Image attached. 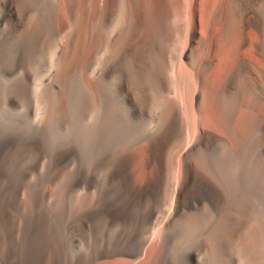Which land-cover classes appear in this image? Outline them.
I'll use <instances>...</instances> for the list:
<instances>
[{"label":"bare ground","instance_id":"1","mask_svg":"<svg viewBox=\"0 0 264 264\" xmlns=\"http://www.w3.org/2000/svg\"><path fill=\"white\" fill-rule=\"evenodd\" d=\"M0 231L9 264H264V0H0Z\"/></svg>","mask_w":264,"mask_h":264},{"label":"rangeland","instance_id":"2","mask_svg":"<svg viewBox=\"0 0 264 264\" xmlns=\"http://www.w3.org/2000/svg\"><path fill=\"white\" fill-rule=\"evenodd\" d=\"M39 102V101H38ZM38 102L36 103L37 105H35V103H34V108H33V112L31 113V115L28 117V119L26 120V124H25V126L27 127L26 129L28 130H33L34 128H36L37 126H39V124H41V119H42V117L40 116V113H41V111H42V104L39 102V104H38ZM41 104V105H40ZM38 105H39V109H41V110H39L38 109ZM28 105H26V106H24V107H22L21 108V111L22 112H27V111H29L28 109H29V106L27 107ZM37 106V107H36ZM37 108V109H36ZM24 109V110H23ZM35 109H36V111H35ZM27 110V111H26ZM39 110V111H38ZM40 112V113H39ZM34 116V117H33ZM37 116V117H36ZM37 118V120H38V118H39V120H38V122H37V120H36V118ZM31 119V120H30ZM36 120V122H34ZM29 121V122H28ZM36 123H38V124H36ZM31 124V125H30ZM35 125V126H34ZM46 157H44L42 160H40L39 161V163H37V165L34 167V169H32V170H29L28 172H26V174L24 173V176L25 175H27L28 173V176L26 177H24L23 176V181L21 182V184H19V181H17V180H15V184H14V186L17 184V186H15V188L17 189V195H18V198H19V200H20V202L22 201V199H23V201L21 202L22 204H21V208L22 209H19L20 210V212L18 213L17 212V219L19 220H17V228H20V229H17L16 231H15V234H16V236H15V239H17V238H19V239H17V240H19V241H23L24 240V237H25V243H26V245L27 244H32V243H35V232H28V234H27V225H28V223H29V220H30V218H34L37 214H38V212H39V206H38V203H37V200H36V198H35V196H36V194H38V192H39V190H40V188H43V189H46L47 190V188H48V190L50 189L49 187H51V183H49V181H47V180H45V179H43L46 175H47V172H48V168H49V160H48V155H45ZM44 160H46V161H44ZM43 161V162H42ZM47 161L49 162V163H47ZM44 163H46L47 165L45 166V164ZM39 164V165H38ZM20 166H21V164H20ZM19 166V167H20ZM35 178V179H34ZM27 179V180H26ZM25 180V181H24ZM40 180V181H39ZM44 180V181H43ZM46 181V182H45ZM42 182H44L43 184H42ZM36 183V184H35ZM48 183V184H47ZM35 184V185H34ZM41 184L43 185L42 187H41ZM21 185H23V186H21ZM30 185V186H29ZM39 185V186H38ZM44 186H45V188H44ZM20 187V188H19ZM34 187H35V190H34ZM18 188H19V190H18ZM39 188V189H38ZM33 189V190H32ZM32 191V192H31ZM38 191V192H37ZM34 192H36V193H34ZM33 202V203H32ZM44 202H45V204H43L44 205V209L47 211V213H48V215L49 216H52V214H53V208H52V198L50 197V196H48V198H46L45 200H44ZM50 202V203H49ZM29 203V204H28ZM33 204V205H32ZM19 207V208H20ZM22 213V214H21ZM49 216L46 218V219H44L43 220V222L40 224V227H42V229H40V228H38V230L36 229V233L38 234V232H39V230L41 231V233H49L50 232V225H49V223H50V218H49ZM46 220V221H45ZM47 223V224H46ZM21 226V227H20ZM45 227V228H44ZM47 230V231H46ZM24 231V232H23ZM2 231H0V264H9L10 263V259H11V256H12V251H13V248H11L12 247V243H11V239H9V240H6V239H4L3 238V235H2V233H1ZM20 234V235H19ZM31 234V235H30ZM18 235V236H17ZM34 237H33V236ZM2 237V238H1ZM29 237V238H28ZM20 238H22V239H20ZM6 240V241H5ZM41 243H51L52 242V238L50 237L49 239L47 238V240L46 241H44V242H42V241H40ZM40 242H37V243H40ZM37 243H35V244H37ZM178 244V243H177ZM176 244V246L172 249V251H175L176 252V254L173 252H171V255L173 256V257H171V259H173L172 260V263L173 264H184V262H183V259L181 258V257H183L182 255V247H180L181 245L180 244H178L177 245ZM28 246V245H27ZM39 251V252H38ZM38 251H36L35 253H34V256L35 257H37L38 256V259L36 260V264H47V262H49L50 263V255H51V251L49 250V249H47V250H44V249H39ZM41 252V253H40ZM182 252V253H181ZM28 253V250H27V248L25 249V254H27ZM42 254V255H41ZM182 254V255H181ZM42 257H41V256ZM175 255V256H174ZM179 256V257H178ZM66 257V256H65ZM47 258V259H46ZM176 258V259H175ZM38 260H40V261H38ZM45 260V261H44ZM178 260L180 261V262H178ZM182 260V261H181ZM177 261V262H176ZM48 263V264H49Z\"/></svg>","mask_w":264,"mask_h":264}]
</instances>
